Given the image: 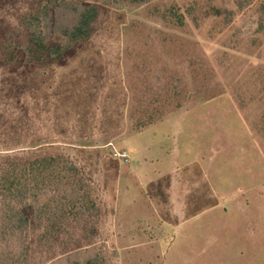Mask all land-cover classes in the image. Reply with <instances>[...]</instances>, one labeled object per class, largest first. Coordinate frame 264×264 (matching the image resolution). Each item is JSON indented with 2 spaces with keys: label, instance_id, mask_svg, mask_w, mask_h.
Wrapping results in <instances>:
<instances>
[{
  "label": "rangeland",
  "instance_id": "374dc122",
  "mask_svg": "<svg viewBox=\"0 0 264 264\" xmlns=\"http://www.w3.org/2000/svg\"><path fill=\"white\" fill-rule=\"evenodd\" d=\"M74 3L91 35L32 52ZM57 156L97 214L27 204L22 264H264V0H0V163Z\"/></svg>",
  "mask_w": 264,
  "mask_h": 264
},
{
  "label": "trees",
  "instance_id": "16d2710c",
  "mask_svg": "<svg viewBox=\"0 0 264 264\" xmlns=\"http://www.w3.org/2000/svg\"><path fill=\"white\" fill-rule=\"evenodd\" d=\"M61 5V3L60 5L55 4L53 9L58 11ZM62 9L72 12V25H63L58 18H55L49 25H51L50 29L54 30V34L57 35V39L63 40L64 44L60 45L57 41L48 44L46 39L49 32L47 31L48 33L44 35L37 32L31 38L32 52L51 60H58L67 52L70 45L91 35L92 24L97 18L95 6L74 3V6L64 4ZM83 175L76 165L69 162L64 156L43 157L34 160H6L0 163V264H22L26 262L29 248L25 243L24 233H26L30 221L24 211L27 204H49L50 206L56 204L61 206L56 215L57 221H52L47 229L43 228L44 237L47 234L55 233L56 240L59 235L66 232L68 226L64 223L66 217L79 215L84 206L97 214L96 203L91 195L93 192L90 186L91 181ZM50 188L58 189V194L45 203H40L41 198L49 194ZM14 204L19 206L16 207ZM49 207L43 205L37 208L38 227H42L41 216L47 212L46 208ZM68 236L69 241L62 245H70L72 235L68 234ZM16 246L18 247L17 250L15 249ZM71 253L64 256L71 260L69 256ZM70 264H79V262H71ZM83 264L107 263L103 256L94 254L86 258Z\"/></svg>",
  "mask_w": 264,
  "mask_h": 264
}]
</instances>
